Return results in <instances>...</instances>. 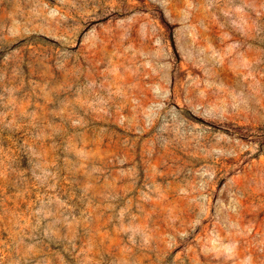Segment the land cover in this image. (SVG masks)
<instances>
[{"label":"rangeland","instance_id":"374dc122","mask_svg":"<svg viewBox=\"0 0 264 264\" xmlns=\"http://www.w3.org/2000/svg\"><path fill=\"white\" fill-rule=\"evenodd\" d=\"M0 264H264V0H0Z\"/></svg>","mask_w":264,"mask_h":264}]
</instances>
